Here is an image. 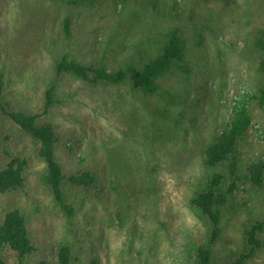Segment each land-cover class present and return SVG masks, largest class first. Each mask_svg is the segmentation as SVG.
<instances>
[{
  "label": "rangeland",
  "instance_id": "374dc122",
  "mask_svg": "<svg viewBox=\"0 0 264 264\" xmlns=\"http://www.w3.org/2000/svg\"><path fill=\"white\" fill-rule=\"evenodd\" d=\"M237 1L227 6L201 0H0L5 99L10 109L36 114L38 123L53 126L55 157L66 176L62 189L74 209L69 217L43 182L39 143L2 116L0 168L13 156L27 159L28 167L21 188L0 193V223L9 209L24 213L37 247L29 264H53L59 243L83 245L84 264H120L122 257L129 259V244L143 246L146 264H195L193 249L210 234L208 221L189 203L192 187L207 173L202 151L229 119L235 99L264 84L258 71L262 53L253 44L264 29V0ZM66 15L73 22L68 39L60 25ZM172 27L184 31L185 64L191 69L188 77L175 68L162 79L178 96L174 103L134 97L128 81L92 85L55 74L54 60L64 53L87 65L102 62L108 71H127L155 56ZM50 85L56 91L46 109ZM249 111L252 125L239 140L236 164L231 158L219 167L231 176L232 165L236 188L223 209L210 264H233L246 229L264 220V107L253 100ZM179 119L181 128L174 123ZM106 160L133 178L141 199L145 186L157 189L154 208L151 197L141 210L128 205L133 212L127 226L114 214ZM260 163L262 175L254 182L249 169ZM84 171L94 175L92 184L75 185L67 178ZM258 238L262 247L245 264H264V232ZM2 256L16 259L6 248Z\"/></svg>",
  "mask_w": 264,
  "mask_h": 264
},
{
  "label": "trees",
  "instance_id": "16d2710c",
  "mask_svg": "<svg viewBox=\"0 0 264 264\" xmlns=\"http://www.w3.org/2000/svg\"><path fill=\"white\" fill-rule=\"evenodd\" d=\"M51 1H63V3L72 4L78 0ZM201 1L204 5L219 2L227 6L238 5L237 0ZM60 25L64 37L68 39L72 34L71 26L73 25L70 17L66 15ZM164 35L165 40L155 56L141 63V65L136 64L128 67L127 71L120 67L108 71L102 62L87 65L64 53L62 57L54 60L55 74L57 76L69 75L92 85H118L128 81L134 97H137V94L158 96L167 103H174L178 96L165 89L162 79L175 68L180 69L188 77L191 69L185 64L186 42L184 31L181 28L172 27ZM253 44L262 53L258 71L264 78V29H259L255 34ZM55 91L54 85L47 88L45 93L46 109L54 102ZM253 100L264 107V84L257 89V93L243 95L235 99L229 119L213 134L210 142L202 151L201 164L207 173L198 179L194 186V183H192L193 191H191L189 203L192 211L200 219L208 221L210 234L204 242L193 249L192 258L195 264H210L213 245L219 233L223 209L228 206L235 196L237 173H234L232 165L231 176L227 175L225 171L219 170V167L231 158H235L239 140L249 131L252 125L249 105ZM10 108V102L5 99L4 80L0 73V125L2 116H6L39 143L37 156L45 165L42 180L53 190L56 200L71 217L74 209L66 203L62 189L66 176L55 157L56 137L53 126L49 123H38L36 114H27ZM174 123L179 124L180 128L182 127L180 119L175 120ZM156 137V134H154L153 138ZM236 162L237 159H234L233 163L236 164ZM105 164V172L108 176L107 184L113 190L110 191L109 195L116 196L113 201V204H115L114 214L121 226H127L131 221V212L133 211L129 209L128 205L132 206L133 210L134 208L141 210L142 205L149 204L148 197H151L150 203H153V208L155 207L154 203L158 199V195H156L157 189L154 186H145L147 190L145 196L141 199L140 194L138 191H134L131 184L134 181L132 177H125L121 171L115 170L109 160H106ZM27 167V159L18 156L11 157L7 164L0 168V193L21 188L24 185ZM262 168L260 163L249 169V176L254 182L260 180ZM67 178L75 185H90L95 181L94 175L90 171H84L79 175L75 174ZM140 179L143 183L142 176H140ZM153 215L154 219L157 218L155 213ZM261 232H264V220L257 221L246 229L243 235V246L237 251L233 264H245L248 258L262 247L263 241L258 238ZM130 234L132 233L130 232ZM5 248L15 254L16 259L14 261L8 262L2 256ZM36 251L37 247L30 237L24 213L18 207L7 210L0 223V264H29V257ZM125 253L129 254V259L122 257L120 264L122 262L123 264H146L148 262L147 251L143 253L142 245L139 248H134L132 244H129ZM84 255H86V251L83 245L59 243L53 264H81ZM92 261L93 263L97 262L96 259ZM82 263L84 264V262Z\"/></svg>",
  "mask_w": 264,
  "mask_h": 264
}]
</instances>
